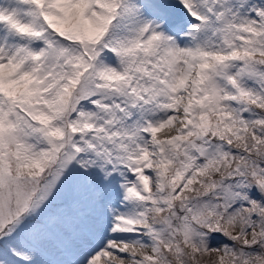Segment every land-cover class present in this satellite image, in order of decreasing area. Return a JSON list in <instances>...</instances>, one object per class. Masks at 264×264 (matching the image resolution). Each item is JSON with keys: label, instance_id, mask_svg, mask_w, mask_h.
I'll return each instance as SVG.
<instances>
[{"label": "snow or ice", "instance_id": "obj_1", "mask_svg": "<svg viewBox=\"0 0 264 264\" xmlns=\"http://www.w3.org/2000/svg\"><path fill=\"white\" fill-rule=\"evenodd\" d=\"M0 264H264V0H0Z\"/></svg>", "mask_w": 264, "mask_h": 264}]
</instances>
